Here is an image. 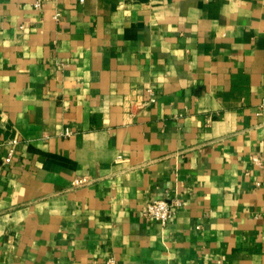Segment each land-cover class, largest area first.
<instances>
[{
	"label": "crops",
	"instance_id": "1",
	"mask_svg": "<svg viewBox=\"0 0 264 264\" xmlns=\"http://www.w3.org/2000/svg\"><path fill=\"white\" fill-rule=\"evenodd\" d=\"M33 1L0 0V264H264V0Z\"/></svg>",
	"mask_w": 264,
	"mask_h": 264
},
{
	"label": "built area",
	"instance_id": "2",
	"mask_svg": "<svg viewBox=\"0 0 264 264\" xmlns=\"http://www.w3.org/2000/svg\"><path fill=\"white\" fill-rule=\"evenodd\" d=\"M45 0H34L33 5L36 9H40L43 6ZM144 92L148 95L146 102H153L155 100V93L151 87H146ZM261 103L264 105V98ZM63 133L68 135L71 133L70 128H65ZM18 142L16 137H13L7 141L9 145L6 155L3 157L5 163H9L12 155L15 152V145ZM1 145V143H0ZM251 159L254 163L260 164L261 157L257 154L251 155ZM86 182L84 177H77L73 180L74 185H81ZM180 200L178 199H167L164 197H157L147 200L141 207V214L149 219L157 220L162 224L167 223L175 213L177 207L180 206ZM103 264H116V260L112 255H109L104 260Z\"/></svg>",
	"mask_w": 264,
	"mask_h": 264
}]
</instances>
